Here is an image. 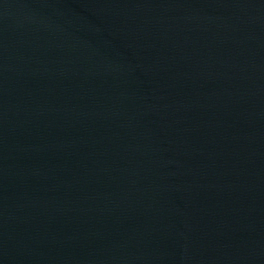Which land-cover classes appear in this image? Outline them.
Segmentation results:
<instances>
[{"label":"water","instance_id":"95a60500","mask_svg":"<svg viewBox=\"0 0 264 264\" xmlns=\"http://www.w3.org/2000/svg\"><path fill=\"white\" fill-rule=\"evenodd\" d=\"M0 264H264V0H0Z\"/></svg>","mask_w":264,"mask_h":264}]
</instances>
